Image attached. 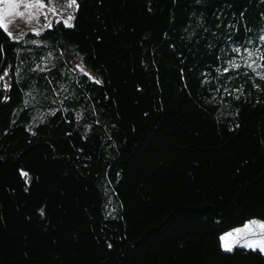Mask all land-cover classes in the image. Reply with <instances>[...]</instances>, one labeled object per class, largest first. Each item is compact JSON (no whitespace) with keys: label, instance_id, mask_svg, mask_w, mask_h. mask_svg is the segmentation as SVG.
Masks as SVG:
<instances>
[{"label":"trees","instance_id":"16d2710c","mask_svg":"<svg viewBox=\"0 0 264 264\" xmlns=\"http://www.w3.org/2000/svg\"><path fill=\"white\" fill-rule=\"evenodd\" d=\"M76 1L0 23V264H264V0Z\"/></svg>","mask_w":264,"mask_h":264},{"label":"rangeland","instance_id":"374dc122","mask_svg":"<svg viewBox=\"0 0 264 264\" xmlns=\"http://www.w3.org/2000/svg\"><path fill=\"white\" fill-rule=\"evenodd\" d=\"M0 6V23L14 39H20L30 31L42 33L57 21L72 25L78 7L76 0L75 3H70V0H0ZM248 62L254 63L251 59ZM78 66L86 70L81 63ZM88 73L96 79L95 75ZM260 222L262 221L252 220L244 227L236 228L234 232L230 231L232 233L228 232L230 234L222 242L223 248L225 247L226 251L233 250L235 247L256 250L264 248L263 222ZM233 241H235L234 244Z\"/></svg>","mask_w":264,"mask_h":264},{"label":"snow or ice","instance_id":"6c2138e0","mask_svg":"<svg viewBox=\"0 0 264 264\" xmlns=\"http://www.w3.org/2000/svg\"><path fill=\"white\" fill-rule=\"evenodd\" d=\"M70 3H75V0H70ZM5 31H6V28H5ZM9 35H11V34L9 33ZM0 79H2V77H0ZM24 175H26V174H24ZM261 251H264V248H262Z\"/></svg>","mask_w":264,"mask_h":264}]
</instances>
